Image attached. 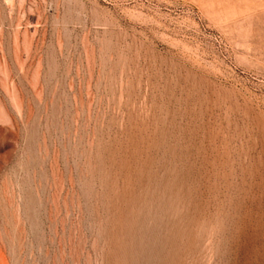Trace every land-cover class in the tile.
<instances>
[{"label":"rangeland","instance_id":"rangeland-1","mask_svg":"<svg viewBox=\"0 0 264 264\" xmlns=\"http://www.w3.org/2000/svg\"><path fill=\"white\" fill-rule=\"evenodd\" d=\"M0 264H264V0H0Z\"/></svg>","mask_w":264,"mask_h":264}]
</instances>
